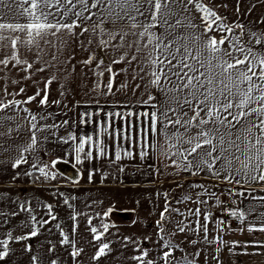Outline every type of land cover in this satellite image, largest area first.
I'll return each instance as SVG.
<instances>
[{"label":"snow or ice","instance_id":"1","mask_svg":"<svg viewBox=\"0 0 264 264\" xmlns=\"http://www.w3.org/2000/svg\"><path fill=\"white\" fill-rule=\"evenodd\" d=\"M3 9H7V12ZM93 9L98 11L93 12ZM194 12L202 14L199 16L201 23L196 22ZM9 16L16 22H9ZM93 16L105 18L86 26L85 22L92 20ZM107 17H111L110 21H107ZM19 18L26 22H19ZM107 22L111 23V28L106 26ZM75 29L80 31L76 32ZM97 29L108 37V40L101 41V46H106L118 38L120 44L114 45L117 52L124 48L135 49L131 55L122 53L113 63L123 61L131 64L138 61L140 71L150 77L145 87H154L163 95V100H159L149 93L147 100L141 101L153 109L151 112L140 114L147 120L146 127L144 120H141L143 148L153 147L149 142L150 136L162 134L171 147L175 148L171 155L183 158L182 165L173 160L177 168L182 167L185 171L195 169L193 175L207 170L216 179L226 174L223 179L229 184H241V179L248 184L253 181L264 182V30L257 32L246 29V26L239 22H226L225 18L216 12L215 7L205 3V0H0V50L11 49L10 52L3 53L4 58H0V71L11 65L13 68L19 66L22 71L29 73V76L32 71L43 72L52 61L59 62V47L57 53L51 54L50 60L44 59L49 53L42 45L53 46L47 37L55 36L60 39L63 35L82 36ZM180 29L185 31H179ZM237 29L240 30L239 33ZM129 35L137 39L128 42L126 37ZM64 43L65 41H60L61 45ZM88 43L92 41L88 40ZM33 51L43 67L34 68L33 62L27 58V53ZM91 62V58L84 61L86 64ZM108 71H111V68H108ZM140 79L143 80L144 76ZM162 81L172 87H164ZM51 83L52 79L46 81L45 89L42 90L43 97L39 100L41 105L49 103L46 89ZM107 87L109 91L112 90L111 80ZM4 91L6 93V89ZM23 92L24 89L21 88L18 93L7 94L15 96ZM40 95L41 92L38 91L35 96L23 101H4L0 98V111L22 103H31ZM127 115L134 114L129 112ZM41 118L45 117L41 115ZM35 119L36 116L33 115L32 120ZM181 129L183 131H180ZM116 135H121L119 129ZM125 138H128L127 135ZM35 143L36 138L33 136L32 144ZM84 144L85 141L81 140L76 148L77 163L82 162L79 153L84 152ZM147 154V151H142L141 157ZM85 155L91 157L92 153L87 152ZM120 158L117 153L116 159ZM22 162H27L23 155L16 160L13 167H18ZM58 162L53 160L52 167L55 168ZM237 164L239 167H236ZM32 166L36 167L35 164ZM45 167L39 168V171L47 178ZM257 172L258 175L255 174ZM237 176L241 179H236ZM229 191L232 194L231 190ZM239 194L244 195L243 192ZM259 199L264 200V197ZM48 208L51 214V206ZM112 211L113 209L109 208L103 216L107 217ZM169 211V205L166 204L164 211L160 213V220L156 222L160 232H165L162 222L166 219L165 213ZM193 214L199 217L200 209H195ZM230 214L241 221L245 219L243 211L231 210ZM261 216H264V213ZM51 219L55 220L57 217L52 215ZM72 219L75 220L76 216ZM208 219L209 214H205V224L202 226L205 238L208 235ZM48 222L42 221L41 226ZM88 223L91 225V218ZM261 223L264 224V220ZM178 230L185 231L184 227ZM255 230L264 232V226L259 229L248 228L249 232ZM72 231L76 232L75 226ZM108 231V224H103V232L91 227L93 240L101 241V237ZM36 235L37 231L33 229L29 235L16 239L26 240ZM61 235L62 244L71 245L73 249L70 255L74 259L80 256L83 249H77L67 234ZM11 238L9 233L8 239L0 241L4 249L0 251V260L9 254L8 245ZM160 238L164 239L163 236ZM124 239L127 242L130 238ZM94 247H97L95 255L92 256L94 261L105 256L106 250L111 251L107 242ZM163 247L169 251L163 253L162 259L165 264H171L168 259L172 255L171 249L178 245L165 241ZM148 255V251H143L142 255L132 259L140 261L141 264H155L150 259L145 261ZM52 264L57 262L53 260Z\"/></svg>","mask_w":264,"mask_h":264},{"label":"rangeland","instance_id":"2","mask_svg":"<svg viewBox=\"0 0 264 264\" xmlns=\"http://www.w3.org/2000/svg\"><path fill=\"white\" fill-rule=\"evenodd\" d=\"M205 3L214 6L216 12L223 16L228 23L239 22L245 25L246 29L257 32L264 30V0H205ZM238 8L239 11H237ZM193 15L197 18L196 22L201 23L199 16L202 14L194 12ZM93 17L98 18L97 16ZM8 19L13 20L11 16ZM19 21L26 22L23 18H19ZM88 23V21L85 22L86 26ZM75 31L79 32L80 29H75ZM179 31L185 30L180 29ZM236 31L239 33L240 30ZM102 36L99 29L82 36L63 35L60 36V39L49 36L47 39L52 41L53 46L50 47L46 44V48L50 52L49 49L61 45L59 43L61 40L65 41L61 46L72 48L79 68H86L88 73L94 69V72L103 75L98 78L106 80L111 77L102 68L108 62L112 67L140 69L138 61H133L131 64L123 61L113 63V60L119 59L122 53L127 52L131 55L135 49L124 48L117 52L114 45L120 44L118 38L115 44L101 46ZM135 39L137 38L131 35L126 37L128 42ZM88 40H91L92 43H88ZM90 58L92 60L90 64L84 63ZM54 65L51 66L54 67ZM140 77V75L139 78L120 77V81L130 83L131 79L137 81ZM116 78L119 79V77ZM147 79L148 76L146 79L144 77L143 85L147 83ZM162 83L166 88L172 87L171 84L163 81ZM159 95L163 98L161 92ZM79 110L81 119L82 113L90 114L87 107H81ZM140 110L143 113L153 111L151 107H144ZM125 117L127 129L128 127H137L140 138L137 137L135 141L127 139L124 149L125 153H131V155H127L126 161L121 164L114 161L97 160L93 165L77 166L80 170L79 185L88 183L101 186L84 187V189L93 190L95 193L91 195V192H86L84 195L88 198L96 197L99 202L91 209L88 208L86 202L84 205L80 202L78 213L75 211V220L72 219V215L68 216L69 212L59 211L56 205L48 204L45 207L41 189L12 185V181L17 182L15 179H9L10 181L0 184V241L8 239L9 233L12 237L8 245L9 254L0 260V264H52L53 260L57 264H141L140 261L134 260L132 257L142 255L143 251L149 253L145 261L150 259L155 264H165L162 256L164 252L169 251L168 248L163 247L165 241H170L172 245H178L171 249L172 255L168 258L171 264H177V262L179 264L217 263V249H220L221 246L218 244L220 229L224 228L221 217L223 213L230 214L231 212L229 208L222 205V202L228 198L230 193L223 187H221L222 189L218 188L219 186H217V191V188L212 187H216L212 180L204 184L201 177L190 172H172V169L169 168V161L173 163V160H176L182 165L183 158L171 155L175 152V148L171 147L164 135H158V148H154L156 136L149 137V142L153 147L143 148L140 128L142 125L137 122V126H135L133 121L128 120V115ZM142 120L146 127L147 120L143 117ZM85 121L86 116L82 120L84 125ZM131 142L133 147L129 146ZM121 143L124 146V143ZM142 151L148 153L143 158L141 157ZM237 166L239 167V164ZM43 179L44 181L41 183L40 177H38L36 184L45 185L46 178L43 177ZM30 191H32L31 196H36L37 198L34 199H38L35 202L28 200L32 198L29 196ZM211 193L216 195L213 196ZM234 197L238 200L236 196ZM201 201H207V203H201ZM166 204L169 205L170 211L165 213L166 219L162 222L165 232H160L156 222L160 220V213L164 211ZM49 205L51 214H49ZM43 207H45V211H43ZM109 208H112L113 211L104 217L103 213ZM197 208L201 211L199 217L193 214ZM124 213L125 217L122 216ZM205 214H209L207 238L204 237L202 227L205 224ZM52 215H55L57 219L52 220ZM224 217L225 215H223ZM89 218L92 221L91 225L88 223ZM44 220L49 222L41 226V222ZM103 224H120L122 227L117 228L118 231L115 232L116 229L109 226V231L101 237V241H94L91 227H96L99 232H103ZM73 226L76 227L75 233L72 231ZM180 227H184L185 231L180 232L178 230ZM33 229L37 231L35 237L26 240L16 239L29 235ZM61 233L67 234L69 239L76 244L77 249H83L80 256L74 259L70 255L73 249L71 245L62 244ZM161 236L164 239H161ZM125 237L130 239L126 242ZM103 242L109 243L111 251L106 250L105 256L96 261L92 260V256L97 250L94 245L98 246ZM50 249L51 251H49ZM3 250V246L0 244V251Z\"/></svg>","mask_w":264,"mask_h":264},{"label":"crops","instance_id":"3","mask_svg":"<svg viewBox=\"0 0 264 264\" xmlns=\"http://www.w3.org/2000/svg\"><path fill=\"white\" fill-rule=\"evenodd\" d=\"M3 11L7 12V9H3ZM92 11L97 12L98 10L93 9ZM97 17L89 20L87 26L98 23L100 18H105L103 16ZM110 19L111 17H107V21H110ZM9 22L16 21L9 20ZM19 22L24 23V21ZM106 26L112 27L110 22ZM6 35L16 34L6 33ZM102 38L105 41L108 40L106 35H103ZM97 42L99 43V41ZM115 43L116 40H113L108 44ZM42 47L49 53L44 56L45 60H50L51 54L57 53V47L49 49L50 52L46 48V44ZM59 49L57 53L59 62L52 61L50 66H46L43 72L32 71L29 76V73L22 71L19 66L13 68L11 65L0 71V98L4 101L13 99L23 101L30 96H35L38 91L41 92V95L37 96L31 103H22L19 106L0 111V184L10 181L9 179H15L17 182L12 181V185L41 189L45 207L48 204L56 205L59 211L69 212L68 216L72 215L73 217L76 215L75 211L78 213L80 202L82 205L86 202L89 209L98 205V198H88L84 195L86 192H91V195L95 194L93 190H86L84 187L101 186L88 183L79 185L80 170L77 166L93 165L97 160L114 161L119 164L126 161L127 155L124 147L127 145V139L135 141L137 137L140 138V134L137 127H128L127 129L125 116L132 112L134 115L128 116V120L133 121L135 126H137V122L141 125L142 116L140 114L143 112L140 109L150 108L149 105L142 104L141 101H146L149 93L159 100H163V98L159 95L160 91L158 89L150 86L145 87L150 80L149 76L145 85H143L144 79H137V81L131 79L130 83L120 81V77L135 76L139 78V75H144L146 79L147 75L144 72L142 73L140 69L137 70L135 67H112L109 66V62H104L107 65L104 64L105 67L102 70L111 77L106 80L105 78H98L103 75L94 72V69L88 73L86 68H79L72 48L59 45ZM10 51V48L0 50V58H4L3 53ZM21 51H24V49H21ZM27 58L33 62L34 68L44 66L37 60L35 51L27 53ZM52 64H55L54 67L51 66ZM108 68H111V71H108ZM48 79H52V83L46 89L49 103L41 105L39 100L43 97L42 90L45 89ZM109 80L112 81L111 91L107 87ZM13 81H16V83H13ZM121 85L127 86L121 87ZM21 88L24 89V92L19 95L7 94L18 93ZM81 107H87L90 111L88 115L82 113V119L79 110ZM116 113L120 115H116ZM33 115L36 116L35 120H32ZM41 115L45 118L42 119ZM85 116L84 125L82 120ZM138 116H140L139 119ZM9 117L12 119H9ZM117 129L121 132L119 137L116 135ZM125 135L128 138H125ZM33 136L36 138L34 145L32 144ZM89 137L92 139L89 140ZM155 139L154 148H158L159 137L156 136ZM81 140L85 141L84 152L79 153L82 162L77 163L76 156L78 153L76 148ZM121 142L124 143V146ZM30 145L31 147H29ZM129 146L133 147L132 142ZM87 152H91L92 156L87 157L85 155ZM117 153L121 157L119 160L116 159ZM21 155L27 162H22L14 168L13 164L20 159ZM53 160L59 161L57 165L63 163L75 169L76 178L70 179L60 173L57 170V165L53 168ZM169 162V168L172 169V172L192 173L195 171V169L185 171L182 167L177 168L176 164ZM33 164L36 165L35 168L32 166ZM41 167H45V172L48 174L47 178L40 173L39 168ZM236 167L238 166L236 165ZM93 170L95 171L94 168ZM27 173H31V175ZM255 174L258 175L259 173ZM197 175L202 178L204 184L212 180L216 184V187L212 186L214 189L219 186L218 188L223 187L229 193V190H231L232 195L238 199L235 210L245 212L243 221L228 212L223 213L227 220L222 215L221 221L224 223V228L220 229L219 241L224 243H218L221 246L217 251L216 264H264V247L259 246L264 245V232L258 230L248 231L249 227L259 229L264 226L261 223L264 220V216H261L264 213V200L259 199L264 197V182L257 183L253 181L248 184L244 183L241 177H236V179H241V184H229L223 179V175L226 174H222L220 179H216L207 170L201 171ZM38 177H45L46 184L37 185ZM241 192L244 193L243 196L239 194ZM31 194L32 191L29 192V196ZM31 197L28 199L29 202L30 200L32 202L38 200L34 199L37 198L36 196ZM45 207H43V211H45ZM249 209H253V211L249 212ZM122 216L125 217V213ZM234 220L238 221L237 225L233 224ZM109 226L115 228V232L118 231L117 228L122 227L120 224H109Z\"/></svg>","mask_w":264,"mask_h":264},{"label":"built area","instance_id":"4","mask_svg":"<svg viewBox=\"0 0 264 264\" xmlns=\"http://www.w3.org/2000/svg\"><path fill=\"white\" fill-rule=\"evenodd\" d=\"M41 183H43L44 179L43 177H40ZM222 205L226 208H229L230 210H235L237 206V200L235 199L234 195L230 194L228 195V198H226L223 202ZM234 225L238 224L237 220L233 221Z\"/></svg>","mask_w":264,"mask_h":264},{"label":"water","instance_id":"5","mask_svg":"<svg viewBox=\"0 0 264 264\" xmlns=\"http://www.w3.org/2000/svg\"><path fill=\"white\" fill-rule=\"evenodd\" d=\"M57 170L62 173L63 175L67 176L70 179L76 178V171L71 166L59 163L57 165Z\"/></svg>","mask_w":264,"mask_h":264}]
</instances>
